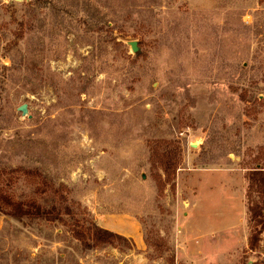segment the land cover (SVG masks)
<instances>
[{"label": "rangeland", "instance_id": "obj_1", "mask_svg": "<svg viewBox=\"0 0 264 264\" xmlns=\"http://www.w3.org/2000/svg\"><path fill=\"white\" fill-rule=\"evenodd\" d=\"M263 166L264 0H0V264H264Z\"/></svg>", "mask_w": 264, "mask_h": 264}, {"label": "trees", "instance_id": "obj_2", "mask_svg": "<svg viewBox=\"0 0 264 264\" xmlns=\"http://www.w3.org/2000/svg\"><path fill=\"white\" fill-rule=\"evenodd\" d=\"M248 186L246 192L248 210L251 214L252 220L256 218L264 219V166L257 167L249 172L247 177ZM256 195L258 200L256 201L253 196ZM7 206H12L11 214L12 217L16 218H31L32 216L38 217L42 211L38 206L29 202L23 204L21 202H14L5 198ZM4 200V203H5ZM3 201V200H2ZM32 206V207H31ZM33 209V210H32ZM75 239L78 240L82 246L89 247L90 244H93L95 247L112 245L114 242H123L125 239L122 237L113 234L107 230L101 229L96 225H90L86 231L76 230L74 232Z\"/></svg>", "mask_w": 264, "mask_h": 264}, {"label": "water", "instance_id": "obj_3", "mask_svg": "<svg viewBox=\"0 0 264 264\" xmlns=\"http://www.w3.org/2000/svg\"><path fill=\"white\" fill-rule=\"evenodd\" d=\"M13 1H15V2H22L23 0H13ZM129 46H130V49H131V51H132L133 53H137V52H138V48H137L136 42H130V43H129ZM18 110H19L22 114L25 113V108H24V106L20 107Z\"/></svg>", "mask_w": 264, "mask_h": 264}]
</instances>
